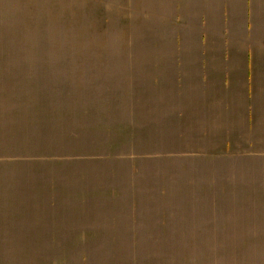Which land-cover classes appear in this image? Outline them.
Masks as SVG:
<instances>
[{
	"label": "rangeland",
	"instance_id": "374dc122",
	"mask_svg": "<svg viewBox=\"0 0 264 264\" xmlns=\"http://www.w3.org/2000/svg\"><path fill=\"white\" fill-rule=\"evenodd\" d=\"M0 264H264V0H0Z\"/></svg>",
	"mask_w": 264,
	"mask_h": 264
},
{
	"label": "crops",
	"instance_id": "0c3cea01",
	"mask_svg": "<svg viewBox=\"0 0 264 264\" xmlns=\"http://www.w3.org/2000/svg\"><path fill=\"white\" fill-rule=\"evenodd\" d=\"M228 37V41L227 39L224 37L222 38L224 40L225 43V47L227 49V55L228 57H223V58H227L226 62L227 64H230V69H234L232 72L233 77H231V79L229 80V84L226 85V89L227 92L226 94L223 95L224 97V109L226 112H228V110L230 108H237L238 111L242 112V114H244V109L246 107L249 106L250 102L252 101V97L249 96L248 92L250 91V89L248 88V84H247V77H248V72H250V76L253 78L254 76H257V79L252 80L251 85L254 84L256 89H258L259 85H261L259 83L258 77L260 79L261 74H262V68L260 67L259 64V60L261 59V54H257V55H250V57H247V53L246 51L248 49H253L252 48V44L256 42V40L252 39L249 41H245L243 42L241 45V47H244L245 45L250 46L251 48H249L247 46L246 49L240 51V53L236 52V48H235V42H236V37L233 36H229ZM217 38L214 37H210L208 39H206V45L203 47V56L201 59V62L208 67L209 70H211L212 68H215L217 66H219L220 62L223 60V58L221 57V53H216V52H212L213 50L216 49V47L212 46V43L215 42L214 44H218V49L221 50L223 49V45L221 44L220 39H218V41H216ZM227 42V43H226ZM223 43V44H224ZM246 50V51H245ZM245 51V52H244ZM224 55V56H227ZM233 56L235 58H237V62L236 63H232V58ZM205 57V58H204ZM251 59V60H249ZM183 60L184 58L180 59V64L183 65ZM250 68V69H249ZM231 72V71H229ZM188 72L184 71L182 68H180V71L178 73V81H180L178 83L179 85V89L180 92H182L183 87L185 86L186 80L188 79ZM217 79L213 76V75H207L204 78H201L200 80H196L195 83V88L196 91H201L202 92V98L205 101H208L209 99V92H208V87H210V92H214L215 88H217L216 85H213L211 83H215ZM231 88L232 91L231 92ZM238 88L239 91L241 92L240 94H238ZM219 86H218V90H219ZM215 93V92H214ZM209 112H211L209 110Z\"/></svg>",
	"mask_w": 264,
	"mask_h": 264
}]
</instances>
